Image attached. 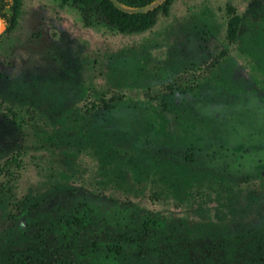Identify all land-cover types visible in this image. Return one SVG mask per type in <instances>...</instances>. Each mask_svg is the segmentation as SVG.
Returning a JSON list of instances; mask_svg holds the SVG:
<instances>
[{"label": "rangeland", "instance_id": "1", "mask_svg": "<svg viewBox=\"0 0 264 264\" xmlns=\"http://www.w3.org/2000/svg\"><path fill=\"white\" fill-rule=\"evenodd\" d=\"M0 100L38 118L0 108V162L22 152L0 177V264H264V0H175L129 35L23 0Z\"/></svg>", "mask_w": 264, "mask_h": 264}, {"label": "trees", "instance_id": "2", "mask_svg": "<svg viewBox=\"0 0 264 264\" xmlns=\"http://www.w3.org/2000/svg\"><path fill=\"white\" fill-rule=\"evenodd\" d=\"M62 4L74 7L85 27H106L111 31L129 35L143 33L154 28L160 16H169L171 7L175 0H60ZM23 0H0V18L6 24V31L1 36L13 32L19 22ZM226 40L229 45L237 42L241 26L242 15L233 4L226 6ZM0 36V38H1ZM227 56V50L222 49L215 54L204 66L207 74L212 72L219 63ZM121 95H113L110 99L105 97L98 101L85 105L87 112H94L100 108H109L111 102L119 101ZM0 108L4 110V115L14 122H20L34 126L33 123L38 118L29 109V114L33 115L27 119L21 118L14 108L8 106L0 100ZM22 168V152L17 151L11 154L6 160L0 162V177L11 183L17 176L16 170ZM5 185H0V190H4ZM200 195H202V192ZM152 200H158L159 194L154 192ZM23 213V210H22ZM17 264H35L30 260L20 259ZM37 264V263H36Z\"/></svg>", "mask_w": 264, "mask_h": 264}, {"label": "water", "instance_id": "3", "mask_svg": "<svg viewBox=\"0 0 264 264\" xmlns=\"http://www.w3.org/2000/svg\"><path fill=\"white\" fill-rule=\"evenodd\" d=\"M7 27L5 22L0 18V36L5 33Z\"/></svg>", "mask_w": 264, "mask_h": 264}]
</instances>
